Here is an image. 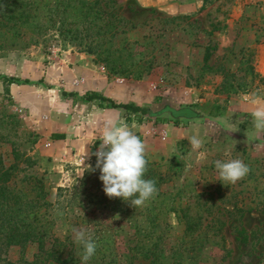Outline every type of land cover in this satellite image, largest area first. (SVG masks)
<instances>
[{
    "label": "rangeland",
    "instance_id": "obj_1",
    "mask_svg": "<svg viewBox=\"0 0 264 264\" xmlns=\"http://www.w3.org/2000/svg\"><path fill=\"white\" fill-rule=\"evenodd\" d=\"M55 4L59 20L77 21L80 44L52 29L32 31L37 42L25 48L0 36V181L18 207L3 223L15 222V233L31 224L44 241L39 253L36 242L5 247L0 228V264H81L72 229L98 245L88 264H149L151 255L153 264H264V131L251 116L264 106V0H97L109 13L99 22H111L100 44L83 37L68 0H41L30 15L44 25ZM88 92L147 113L133 121L84 101ZM182 109L193 116L175 114ZM121 119L145 144L144 178L157 188L142 207L109 199L100 171L87 169L103 129ZM228 159L250 172L225 186L214 161Z\"/></svg>",
    "mask_w": 264,
    "mask_h": 264
},
{
    "label": "clouds",
    "instance_id": "obj_2",
    "mask_svg": "<svg viewBox=\"0 0 264 264\" xmlns=\"http://www.w3.org/2000/svg\"><path fill=\"white\" fill-rule=\"evenodd\" d=\"M251 116L255 129L264 131V106L257 107L251 112ZM135 118V114H132L131 119L135 121ZM133 127L134 124L130 127L123 119L109 122L99 138L100 145L95 152V169L90 166L87 169L100 171L99 179L109 199L120 198L137 208L154 198L157 188L154 180L144 178L148 164L146 146L133 132ZM189 143L192 151L197 152V161L205 160L206 151H200L204 147V141L193 135ZM214 163L219 180L225 186L235 185L250 172L249 166L240 159L216 160ZM72 231L75 243L83 250L80 257L82 264H88V261L95 256L98 245L93 236L85 230L72 229Z\"/></svg>",
    "mask_w": 264,
    "mask_h": 264
},
{
    "label": "trees",
    "instance_id": "obj_3",
    "mask_svg": "<svg viewBox=\"0 0 264 264\" xmlns=\"http://www.w3.org/2000/svg\"><path fill=\"white\" fill-rule=\"evenodd\" d=\"M71 3H75L72 7H77L78 12L81 14L82 21L86 23L87 27L84 30L83 37H88L90 41L94 42V44L99 43L100 40H105V34L107 30H104V27L107 29L108 25L111 24L110 21H103L101 22V19L97 18L101 15H108L109 13H106L103 10H100L99 6H97V0H68ZM41 0H9L4 3H0V36H9V47L17 46L16 44L20 45L19 47H27L29 45H33L37 42V38L35 36H32V31H41V32H47L48 30L52 29L54 32L57 33V37H60L61 42L68 41L71 45L74 41H77V44H80L78 37L79 33L74 28L76 26L77 21L70 20V19H58V12H64V8L58 10V5H53L50 9L47 10L48 14L46 16V21L44 25L41 22L34 21V16L30 15V11H35L39 5ZM67 13V11H66ZM71 14V12H70ZM110 16L113 17L114 20L117 18L116 14H111ZM76 18V17H75ZM100 20V22H99ZM104 20V19H103ZM118 22L119 19L117 18ZM106 22V23H105ZM44 26V27H43ZM93 31L89 35L86 34V31ZM108 36L112 38L115 36L116 32L112 29L109 30ZM28 33L29 35H27ZM27 35V37H25ZM79 38V39H78ZM82 38V37H81ZM109 38V39H110ZM255 43H258L256 40ZM87 46V47H84ZM90 44L83 45L84 51L86 53L90 52L89 49ZM209 58V53L207 50H205L202 60L207 61ZM6 85H11L12 83H15L17 79L15 78H3L2 80ZM71 93H68L67 96H70ZM84 101H104L108 103L109 108H121L125 111H127L130 114H139L141 116L146 115L147 111L132 105L127 104H113L107 99L100 97L94 93L88 92L85 93L82 97ZM98 108H103L102 105L97 104ZM175 114H179L183 117H192V113L188 109H182L180 111L175 112ZM129 118V117H128ZM56 138V136H54ZM113 199H119V198H113ZM17 197L14 194H10L8 191V187L5 185L3 181H0V228L3 227L2 233L4 236V246H18L20 251H22L25 247V243H33L36 242L37 246V252L41 251L44 246V241L41 239V234L39 232L33 231V225H28V230H24L23 233H15L16 228L18 227L15 225V222H11V225L9 226L10 230H7V224H4L3 221L9 219L7 215L10 213H14L17 210L16 202ZM13 206V207H12ZM164 213V212H163ZM162 214V212H161ZM32 212L28 213L27 217L31 216ZM20 221V219H18ZM164 228V227H163ZM3 230H6L5 232ZM10 232V233H9ZM150 249L147 247L146 252H150ZM151 254V252H150ZM151 259L149 260V264H153L155 257L151 255ZM75 262H77L75 260ZM67 258H54L53 260H48L46 264H66ZM82 264V263H81ZM100 264V263H96Z\"/></svg>",
    "mask_w": 264,
    "mask_h": 264
},
{
    "label": "crops",
    "instance_id": "obj_4",
    "mask_svg": "<svg viewBox=\"0 0 264 264\" xmlns=\"http://www.w3.org/2000/svg\"><path fill=\"white\" fill-rule=\"evenodd\" d=\"M56 138H60L59 136H57ZM58 142V141H57Z\"/></svg>",
    "mask_w": 264,
    "mask_h": 264
}]
</instances>
